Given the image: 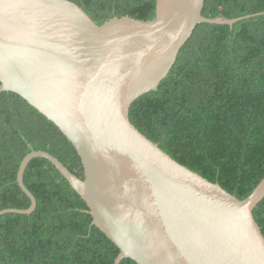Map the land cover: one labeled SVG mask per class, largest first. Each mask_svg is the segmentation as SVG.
I'll return each mask as SVG.
<instances>
[{
    "label": "water",
    "instance_id": "obj_1",
    "mask_svg": "<svg viewBox=\"0 0 264 264\" xmlns=\"http://www.w3.org/2000/svg\"><path fill=\"white\" fill-rule=\"evenodd\" d=\"M206 0H157L156 18L128 16L98 25L69 0H0V95L13 92L73 144L84 179L50 161L87 204L84 211L120 249L115 264H264V234L254 210L264 178L245 199L182 165L130 120L131 105L155 91L202 23L233 26L253 16L210 19ZM257 16V15H254Z\"/></svg>",
    "mask_w": 264,
    "mask_h": 264
},
{
    "label": "trees",
    "instance_id": "obj_2",
    "mask_svg": "<svg viewBox=\"0 0 264 264\" xmlns=\"http://www.w3.org/2000/svg\"><path fill=\"white\" fill-rule=\"evenodd\" d=\"M69 1L98 25L114 17L156 18L157 0ZM203 15L253 17L233 26L198 25L169 75L131 105L129 116L173 159L243 200L264 178V0H206ZM30 147L84 179L81 158L62 131L20 95L4 92L0 211L31 206L18 184ZM24 183L37 206L28 215L0 217V264H115L120 249L93 225L87 204L50 161L33 159ZM254 215L264 234V200Z\"/></svg>",
    "mask_w": 264,
    "mask_h": 264
}]
</instances>
